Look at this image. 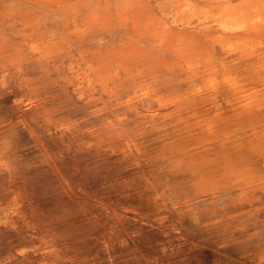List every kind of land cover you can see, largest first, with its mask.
Here are the masks:
<instances>
[{
    "label": "rangeland",
    "instance_id": "374dc122",
    "mask_svg": "<svg viewBox=\"0 0 264 264\" xmlns=\"http://www.w3.org/2000/svg\"><path fill=\"white\" fill-rule=\"evenodd\" d=\"M87 1L0 0V264H264L262 112L121 52L120 8L175 32L174 0Z\"/></svg>",
    "mask_w": 264,
    "mask_h": 264
},
{
    "label": "bare ground",
    "instance_id": "6f19581e",
    "mask_svg": "<svg viewBox=\"0 0 264 264\" xmlns=\"http://www.w3.org/2000/svg\"><path fill=\"white\" fill-rule=\"evenodd\" d=\"M17 1L18 0H16V2ZM59 1L60 0H48V2L51 3V4H56ZM96 1H94V2H96ZM205 1L208 3V5L207 6H203L202 5V7L201 6L197 7V5L195 6V5L191 4L190 0H174L173 1V7L175 8V11L177 13V17H179V20H180L179 22L184 27V29L177 30L175 32H173L167 26L165 27L160 22L151 21L149 19L150 16L148 17V16H146L147 14L146 15L144 14V12H143L144 9H142V7L140 6L139 3H133V4L129 5V6H124L122 8H120L121 7L120 6L119 7L120 9L118 10V13L123 18V24L127 25L129 30H130L129 39H128L129 46L125 47V45H124V48H122L121 52H123L125 54L133 53V54H135L137 56L144 55V57L147 60H157V61L159 60V61H161V62H163L165 64H168L170 66L178 67L181 72L186 74L185 77H184L185 81H187L186 84H188V83H190L192 81L194 82L195 80H200L201 82H209L210 83L209 90H210L211 94L215 93V92L217 93L218 88L220 86H227L234 94H236L238 96V98H240V100L241 99H247V102L245 104H243L247 113L251 114V113L254 112L255 114H258V113L262 112L263 120H264V0H205ZM184 3H186L185 6L183 5ZM211 3L213 4L212 6H210ZM19 4H17V6H19ZM106 4H107V2H106ZM108 6H109V4H108ZM181 6H184V8L181 9ZM92 7H93V5H92ZM92 7H89V8L92 10ZM83 8H85V7H83ZM12 9L15 12L14 8H12ZM109 9H111V8H109ZM113 9L115 10V8H113ZM7 10H9V9H7ZM34 10L36 11V9H34ZM81 11H84V10L81 9ZM115 11H117V10H115ZM10 13H12V12H10ZM73 13H74V10H73ZM73 13H71V14H73ZM75 13H76V11H75ZM86 13L83 14V12H82L83 15H86ZM39 14L41 15V13H39ZM79 14H81V13H79ZM109 14H110V12L107 11V10L105 12H102V13H96L95 12V14L90 15L88 18H86V16H87L86 15L85 16L86 19H84L81 22L84 25L92 23V25L90 27V28H92L94 26V24H96L97 22H100L102 19L104 20V18L110 17ZM64 15H66V14H63V17H65ZM71 16H73V15H71ZM74 16H75V14H74ZM79 16H81V15H79ZM81 18H79V19H81ZM155 18H154V20H155ZM69 21H71V20H69ZM106 21H108V19ZM121 21H122V19H121ZM26 22H28V21H26ZM193 23H195V24H193ZM103 24L104 23H102V25ZM98 25H99V23H98ZM115 26H117V25H115ZM193 27H198L200 30H204V31H209V30L212 29V30H215L217 32V34L214 37L204 36L202 34H199V33L195 32V31L192 32L191 28H193ZM94 28H96V27H94ZM104 28H106V27H104ZM76 29H77V27H76ZM102 29H103V27H102ZM92 30H93V28H92ZM81 33H83V31ZM100 33H102V32H100ZM93 35H94V33H93ZM62 36H65V35H62ZM78 37L76 38V40L78 39ZM80 37H82V35ZM145 40L149 42L148 45H144L143 44V42ZM41 43H43V42H41ZM100 44H101V42H100ZM37 46H38V44H37ZM111 47H112V45H111ZM91 48H93V47H91ZM100 48H101V46H100ZM95 49H97V48H95ZM110 49H113V48H109V50ZM158 49H162V50H169L170 49V50H172L173 60L172 61H167V59H163V57H160V55L157 53ZM217 49H220L221 51L226 52V55L224 54L225 57L220 61L219 64L216 62L217 59H216V56H215ZM116 51H118V50H116ZM236 55H239L237 60L236 59L235 60L234 59L233 60H226V58L234 57ZM236 58H237V56H236ZM168 60H170V59H168ZM133 61H134V59H133ZM135 62L137 64V61H135ZM131 64L132 63H130V65ZM241 64H246V66H245V68L243 70H242V68L241 69L239 68L240 67L239 65H241ZM149 66H147V67H149ZM156 68L157 67H155V69ZM171 68H173V67H171ZM95 69L96 68H94V70ZM241 70L242 71L245 70L246 72H248V75L247 76H243L241 74V72H242ZM95 71L101 72L100 70H95ZM148 71H149V69H148ZM157 71H160V70H157ZM150 72H151V70H150ZM152 72H153V70H152ZM102 75H104V73ZM105 75H107V74H105ZM180 82L181 81H179V83ZM197 88L198 87H196V89ZM194 92H198V91H194ZM192 95H195V94H192ZM185 96H187V95H185ZM159 103H160V101H159ZM237 105H239V104H237ZM186 106H188V105H186ZM193 106H195V105H193ZM188 110H190V109H187V111ZM178 111H179V109H178ZM189 112L190 111H188V113ZM216 117H218V116H216ZM249 118H251V117H249ZM236 119H237V116H236ZM247 119H248V117H247ZM248 127H250V126H248ZM260 127L262 129V132L264 133V122L261 124ZM207 128L210 129L212 133L218 131L219 130V124L217 123V120H213V119L210 120L208 122V124H207ZM238 128H240V127H238ZM221 129H223V128H221ZM242 129H243V127H242ZM205 131H206V129H205ZM238 131H239V129H238ZM241 131H243V130H241ZM239 135H241V134H239ZM235 140H237V139H235ZM242 140H245V139H242ZM243 143H246V142H243ZM240 148H242V147H240ZM235 149H236V147H235ZM258 150H260V149H258ZM240 151H241V149H240ZM240 156H238V159H239ZM263 156H264V154H263ZM236 161H239V160H236ZM242 162H243V160H242Z\"/></svg>",
    "mask_w": 264,
    "mask_h": 264
}]
</instances>
